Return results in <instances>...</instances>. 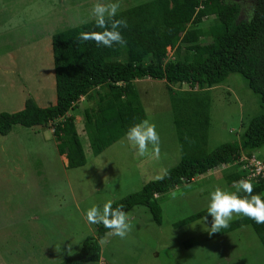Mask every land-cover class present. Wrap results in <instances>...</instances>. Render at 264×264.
<instances>
[{
    "label": "rangeland",
    "instance_id": "1",
    "mask_svg": "<svg viewBox=\"0 0 264 264\" xmlns=\"http://www.w3.org/2000/svg\"><path fill=\"white\" fill-rule=\"evenodd\" d=\"M145 1L0 0V114L21 111L29 98L43 108L56 103L55 33L95 20L91 10L98 2H118L121 9ZM239 2L243 16L250 17L254 0ZM213 18L203 22L205 31ZM204 38L211 41L209 34ZM173 58L174 48L168 47L166 60ZM167 85L166 80L151 78L137 82L146 119L155 124L160 137L158 158L137 156L126 136L95 156L84 127V111L95 102L85 97L68 114L75 117L87 156L82 168H66L68 161L58 151L52 126L16 125L10 134H0V264L62 262L80 250L86 237L95 235L97 224L86 220L88 209L95 205L102 211L106 202L138 191L178 163L179 134ZM209 94L210 149L239 140L245 129L243 122L263 112L260 96L240 73L230 74ZM258 155L264 157V148ZM224 171L223 166L214 168L164 193L160 224L148 207L130 209L132 230L127 237H108L107 244H100L99 263L88 264H264L263 246L250 226L210 239L205 238L211 227L209 215L204 216L206 223L200 218L175 226L176 221L207 208L216 187L233 191ZM241 216L234 214L231 221Z\"/></svg>",
    "mask_w": 264,
    "mask_h": 264
},
{
    "label": "trees",
    "instance_id": "2",
    "mask_svg": "<svg viewBox=\"0 0 264 264\" xmlns=\"http://www.w3.org/2000/svg\"><path fill=\"white\" fill-rule=\"evenodd\" d=\"M242 10L239 0H148L118 10L115 19H125L128 24L119 29L127 44H113L110 48L79 40L82 32L104 31L95 20L55 33L52 49L56 103L43 108L29 98L21 111L1 113L0 134H10L16 125L52 126L59 141L58 151L68 159L66 168H82L88 162L87 156L75 117L68 115L81 98L95 102L84 111V127L93 154L99 156L126 136L130 127L147 118L137 82L146 78L166 80L172 94L181 159L161 177L114 201L112 207L123 205L128 212L135 206H146L160 224L164 193L220 166L225 169L223 176L232 192H236L234 182L248 175L244 168L248 161L242 158L256 156L264 162V157L258 155L264 148V0H254L248 18ZM209 17L214 20L205 31L202 24ZM207 34L210 42H205ZM170 46L175 49L174 58L166 60ZM232 73H240L260 96L263 112L243 122L245 129L239 140L210 149L209 92ZM177 85H188L189 89L175 90ZM250 182L253 194L264 199V178ZM207 209L176 221L175 226L207 216ZM244 226L253 229L264 249V224L243 215L218 233L207 232L205 238L219 237ZM108 231L97 224L95 235L86 237L77 253L58 264L99 263V239Z\"/></svg>",
    "mask_w": 264,
    "mask_h": 264
},
{
    "label": "clouds",
    "instance_id": "3",
    "mask_svg": "<svg viewBox=\"0 0 264 264\" xmlns=\"http://www.w3.org/2000/svg\"><path fill=\"white\" fill-rule=\"evenodd\" d=\"M119 8L120 4L118 2L107 4L98 2L94 4L91 14L95 19L96 26L104 29V31L82 32L79 35V40L94 41L98 46L103 45L109 48L113 44L126 46L127 41L119 29L127 28L128 24L125 19H115ZM126 140L135 150L137 156L159 157L160 137L155 124L150 123L148 119L130 127L126 132ZM234 187L237 189L236 192L230 193L216 187L210 193L207 213L211 216L212 221L211 227L207 228L209 235L220 232L222 228L229 227L234 214L246 216L257 224H264V199L261 198L260 194H253V184L249 180L241 179L234 182ZM239 192L246 193V195L241 197L238 194ZM85 216L90 224H102L109 230L104 237L99 239L101 245L107 244V238L110 236L125 239L132 230L129 223V214L124 211V206L120 205L113 208L112 201L106 202L102 211L98 206H92L86 211ZM201 221L206 223L207 217H202ZM69 252H71V245H69Z\"/></svg>",
    "mask_w": 264,
    "mask_h": 264
},
{
    "label": "built area",
    "instance_id": "4",
    "mask_svg": "<svg viewBox=\"0 0 264 264\" xmlns=\"http://www.w3.org/2000/svg\"><path fill=\"white\" fill-rule=\"evenodd\" d=\"M54 131V130H53ZM242 160L248 161L245 169L248 171L246 180H253L261 176L264 178V162L259 160L256 156L252 158L243 157Z\"/></svg>",
    "mask_w": 264,
    "mask_h": 264
},
{
    "label": "flooded vegetation",
    "instance_id": "5",
    "mask_svg": "<svg viewBox=\"0 0 264 264\" xmlns=\"http://www.w3.org/2000/svg\"><path fill=\"white\" fill-rule=\"evenodd\" d=\"M243 12H244V10H242V15H243Z\"/></svg>",
    "mask_w": 264,
    "mask_h": 264
},
{
    "label": "crops",
    "instance_id": "6",
    "mask_svg": "<svg viewBox=\"0 0 264 264\" xmlns=\"http://www.w3.org/2000/svg\"><path fill=\"white\" fill-rule=\"evenodd\" d=\"M67 159V158H66ZM68 161V160H67ZM67 164V163H66Z\"/></svg>",
    "mask_w": 264,
    "mask_h": 264
}]
</instances>
